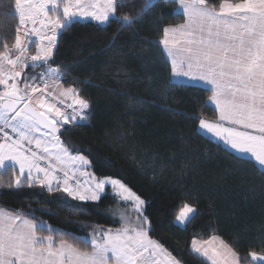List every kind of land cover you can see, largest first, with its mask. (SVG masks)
Masks as SVG:
<instances>
[{"label":"snow or ice","instance_id":"6c2138e0","mask_svg":"<svg viewBox=\"0 0 264 264\" xmlns=\"http://www.w3.org/2000/svg\"><path fill=\"white\" fill-rule=\"evenodd\" d=\"M169 4L180 9L182 22L165 24L158 40L170 67L167 90L185 81L205 86L210 94L202 108L210 105L217 115L190 117L198 120L195 134L248 165L264 193V0H14V39L0 36V185L7 174L9 188H38L73 215H87V205L105 199L131 211L97 209L120 226L83 223L87 231L81 236L40 219L31 207L0 210V264H180L153 238L148 201L117 175L87 171L91 159L62 139L65 126L86 125L91 103L76 87L89 81L73 79L65 87L71 66L55 60L60 36L75 24H115L112 46L121 32L133 31L154 8ZM138 55L148 86L164 88L148 54ZM109 69L116 79H126L122 65L107 63ZM151 163L153 171L157 163L164 167L155 158ZM229 168L222 178L241 175ZM199 203L195 193H186L175 223L187 227L200 215ZM190 251L203 264H264V248L242 256L235 242L215 234L193 236Z\"/></svg>","mask_w":264,"mask_h":264},{"label":"trees","instance_id":"16d2710c","mask_svg":"<svg viewBox=\"0 0 264 264\" xmlns=\"http://www.w3.org/2000/svg\"><path fill=\"white\" fill-rule=\"evenodd\" d=\"M13 5L14 0H0V36H8L9 40L14 39L18 22ZM128 11L134 9H121ZM181 22V13L169 4L154 8L143 22L133 26V31L121 32L112 46L109 40L115 24L101 28L81 22L63 33L55 60L71 66L64 86L73 79L89 81L76 87L82 89L91 108L86 125L65 126L62 139L83 150L92 161L90 170L97 176L117 175L148 201L145 214L152 222L153 238L159 239L181 264H203L190 251L193 236L208 239L218 235L226 242H235L242 256L249 250L264 248V193L260 179L248 165L218 151L215 142L209 144L203 134H195L198 120L190 117L216 118L210 105L202 108L210 93L202 86L187 83L166 88L170 67L158 40L165 24ZM142 50L164 88L154 90L155 86H148L138 55ZM107 63L122 65L125 72L121 75L126 79H116L115 69L106 73ZM154 158L164 167L157 163L153 171ZM230 165L241 175L222 178L224 170L231 171ZM4 181L0 185V209L15 212L31 207L37 209L40 219L81 236L87 231L81 230L83 223L105 228L118 225L97 211L109 209L117 201L105 199L98 205L89 204L87 215H73L57 203L56 197L38 188H9L7 174ZM190 192L199 199L201 212L187 227L179 226L174 219L185 194ZM42 205L47 209L44 212L39 211Z\"/></svg>","mask_w":264,"mask_h":264},{"label":"rangeland","instance_id":"374dc122","mask_svg":"<svg viewBox=\"0 0 264 264\" xmlns=\"http://www.w3.org/2000/svg\"><path fill=\"white\" fill-rule=\"evenodd\" d=\"M208 120H211V119H208ZM87 171L89 172H92L90 170V168L87 169ZM100 177H103V176H100ZM81 180H87L89 177L88 176H81L79 177ZM110 191V190H109ZM115 208H119L120 210H128L129 212L131 211L130 207L128 206H125V205H119L118 202L116 203V205H114L113 207L109 208L108 210H111V209H115ZM110 216V215H109ZM174 222H175V219H174ZM120 225L118 223L117 227H112L113 229L115 228H118ZM180 226V225H179ZM181 264V263H180Z\"/></svg>","mask_w":264,"mask_h":264},{"label":"crops","instance_id":"0c3cea01","mask_svg":"<svg viewBox=\"0 0 264 264\" xmlns=\"http://www.w3.org/2000/svg\"><path fill=\"white\" fill-rule=\"evenodd\" d=\"M176 10H177L178 12H180V9L177 8V7H176ZM180 13H181V12H180ZM162 50H163V48H162ZM163 53H164V51H163ZM164 55H165V53H164ZM165 57H166V55H165ZM166 59H167V57H166ZM183 83L193 84V83H190V82H187V81H185V82H183ZM193 85H198V86L205 87L203 84H193ZM211 107H212V106H211ZM212 108H213V107H212ZM216 115H217V113H216ZM0 210H4V211H7V212H11V211H8V210H5V209H0Z\"/></svg>","mask_w":264,"mask_h":264}]
</instances>
